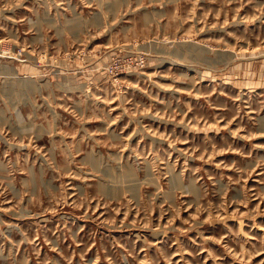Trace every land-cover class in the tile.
<instances>
[{
    "label": "rangeland",
    "instance_id": "374dc122",
    "mask_svg": "<svg viewBox=\"0 0 264 264\" xmlns=\"http://www.w3.org/2000/svg\"><path fill=\"white\" fill-rule=\"evenodd\" d=\"M0 264H264V0H0Z\"/></svg>",
    "mask_w": 264,
    "mask_h": 264
},
{
    "label": "built area",
    "instance_id": "2783aa9c",
    "mask_svg": "<svg viewBox=\"0 0 264 264\" xmlns=\"http://www.w3.org/2000/svg\"><path fill=\"white\" fill-rule=\"evenodd\" d=\"M142 61H143L142 57H139V58L137 59L136 64H138V65H142ZM127 65L129 66V64H127ZM135 66H137V65H135Z\"/></svg>",
    "mask_w": 264,
    "mask_h": 264
}]
</instances>
